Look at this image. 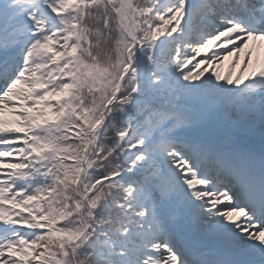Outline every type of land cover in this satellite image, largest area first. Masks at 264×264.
I'll use <instances>...</instances> for the list:
<instances>
[{
  "label": "snow or ice",
  "instance_id": "1",
  "mask_svg": "<svg viewBox=\"0 0 264 264\" xmlns=\"http://www.w3.org/2000/svg\"><path fill=\"white\" fill-rule=\"evenodd\" d=\"M0 264H264V0H0Z\"/></svg>",
  "mask_w": 264,
  "mask_h": 264
},
{
  "label": "rangeland",
  "instance_id": "2",
  "mask_svg": "<svg viewBox=\"0 0 264 264\" xmlns=\"http://www.w3.org/2000/svg\"><path fill=\"white\" fill-rule=\"evenodd\" d=\"M227 65L228 61H224V68L221 69L222 72L227 70Z\"/></svg>",
  "mask_w": 264,
  "mask_h": 264
}]
</instances>
